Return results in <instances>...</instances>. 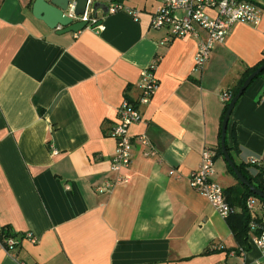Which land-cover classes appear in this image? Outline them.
<instances>
[{"label": "crops", "instance_id": "0c3cea01", "mask_svg": "<svg viewBox=\"0 0 264 264\" xmlns=\"http://www.w3.org/2000/svg\"><path fill=\"white\" fill-rule=\"evenodd\" d=\"M93 1L123 8L58 34L33 16L34 0H0V232L14 243L6 249L0 241V264L226 260L217 248L241 246L188 177L205 147L217 150L222 94L263 58L264 12L256 26L235 23L196 69L204 32L165 41V29L150 27L159 0ZM152 63L158 88L128 129L131 164L112 172L118 106L138 100L141 73ZM226 138L236 162L254 156L264 167L262 78L237 101ZM148 148L154 153L144 156ZM226 171L216 156L213 179L224 188L236 184ZM107 179L111 190L97 192ZM228 262L264 264V254L248 244Z\"/></svg>", "mask_w": 264, "mask_h": 264}, {"label": "built area", "instance_id": "2783aa9c", "mask_svg": "<svg viewBox=\"0 0 264 264\" xmlns=\"http://www.w3.org/2000/svg\"><path fill=\"white\" fill-rule=\"evenodd\" d=\"M160 4L151 15L150 27L156 30L165 29L167 31L165 41L175 38L194 36L200 38V31L204 32V38L200 39L197 51L194 55V66L196 69L202 68L210 57V53L216 43L223 42L228 36L231 27L235 23H245L256 26L261 21V7L248 0H159ZM93 0H87L86 9L83 14L76 15L75 9L77 0H68L67 14L73 20L87 22V26L97 24V18L92 16ZM121 4L113 3L108 7V13H115L122 9ZM214 11L213 16H209L206 11ZM127 11L134 17L137 16L136 10L127 8ZM103 30V25H98ZM140 95L136 102L128 99L122 100L117 109V120L111 129L110 136L115 140V152L110 160V171L120 172L129 168L132 161L131 139L128 129L131 124L139 122L141 119L140 107L148 104L153 98L157 88L158 79L155 75V64H150L140 76L138 81ZM231 95L222 94V101L228 102ZM143 146H148L144 137L140 138ZM153 151L148 148L142 151L144 156L153 155ZM216 151L205 147L201 152V161L198 168L193 170L189 177V185L203 195L215 208L218 214L226 219L232 213L238 212L226 201L224 187L213 179L215 173ZM250 165L260 166V160L254 156L247 159ZM174 175L175 171H170ZM114 181L105 180L96 187L97 192L105 193L114 185ZM247 209L253 215L250 222L247 243L256 247L264 254V204L255 196H249L245 201ZM27 237L34 241L31 234ZM13 241L8 240L6 249L13 246ZM218 250L225 251L226 260L216 264H244L240 262H228V259L243 256L246 249L243 247L238 250Z\"/></svg>", "mask_w": 264, "mask_h": 264}, {"label": "water", "instance_id": "95a60500", "mask_svg": "<svg viewBox=\"0 0 264 264\" xmlns=\"http://www.w3.org/2000/svg\"><path fill=\"white\" fill-rule=\"evenodd\" d=\"M86 2L87 0H77V6L75 9L76 15L83 14L85 12ZM67 4L68 0H34L32 4V14L35 18L44 22L49 28L56 29L58 34L66 32L76 33L84 29L87 25V22L82 20H73L72 18H70L67 14ZM98 11H102L104 14H108V7L102 3L93 1L92 16L96 18ZM263 70L264 64L260 65L258 68L252 71L245 78V80L237 89L236 93L231 98L221 125L220 146L222 149L224 160L232 168L237 179L244 185L248 186L253 194L264 200V193L260 189L250 184V182L247 181L244 176L238 171L234 162L230 158L225 144L227 124L237 101L240 99L252 80H254Z\"/></svg>", "mask_w": 264, "mask_h": 264}, {"label": "trees", "instance_id": "16d2710c", "mask_svg": "<svg viewBox=\"0 0 264 264\" xmlns=\"http://www.w3.org/2000/svg\"><path fill=\"white\" fill-rule=\"evenodd\" d=\"M252 1V0H248ZM264 64V55L263 58L255 64L253 67L248 68L242 75L241 79L239 80L237 86L234 88V90L231 92V97L228 100V102H225L222 115H221V125L222 121L225 115V112L228 108V104L233 97V95L236 93L239 86L242 84V82L245 80V78L256 68H258L260 65ZM262 78L264 80V70L255 78ZM254 81V80H252ZM229 122V121H228ZM228 125V124H227ZM219 140H221V131L219 133ZM226 149L230 155V158L234 162L236 168L238 171L244 176V178L250 182L254 187L260 189L264 193V167H258L255 165H250L249 163L244 162H236L233 155V148L229 147L227 144V138L225 139ZM216 156L223 158L222 149L220 146V142L218 144L217 150H216ZM224 160V158H223ZM225 162L226 170L227 172L236 180L237 186H228L224 188V194L226 197V201L228 204L232 207H238L239 211L232 213L226 218V222L228 224V227L230 231L232 232V235L236 241V243L243 247L248 248V232L250 227V222L253 220V215L251 212L247 209L245 201L249 196H255L262 204H264V200L256 196L252 193V191L249 189L248 186L241 183L236 175L234 174L232 168ZM8 231H1L0 232V241L3 243L4 246H6V243L4 241V237L11 235L7 233Z\"/></svg>", "mask_w": 264, "mask_h": 264}, {"label": "rangeland", "instance_id": "374dc122", "mask_svg": "<svg viewBox=\"0 0 264 264\" xmlns=\"http://www.w3.org/2000/svg\"><path fill=\"white\" fill-rule=\"evenodd\" d=\"M252 1L257 3L261 7V11L264 12V0H252ZM218 173H221V172L218 171ZM235 186H237V182H236Z\"/></svg>", "mask_w": 264, "mask_h": 264}]
</instances>
